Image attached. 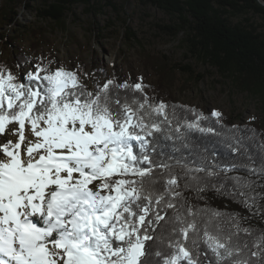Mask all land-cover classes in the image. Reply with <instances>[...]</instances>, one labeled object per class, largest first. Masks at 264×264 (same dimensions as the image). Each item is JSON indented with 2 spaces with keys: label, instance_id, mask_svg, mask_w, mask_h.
<instances>
[{
  "label": "snow or ice",
  "instance_id": "6c2138e0",
  "mask_svg": "<svg viewBox=\"0 0 264 264\" xmlns=\"http://www.w3.org/2000/svg\"><path fill=\"white\" fill-rule=\"evenodd\" d=\"M16 68L0 67V264H264V143L217 110L181 116L142 76Z\"/></svg>",
  "mask_w": 264,
  "mask_h": 264
},
{
  "label": "rangeland",
  "instance_id": "374dc122",
  "mask_svg": "<svg viewBox=\"0 0 264 264\" xmlns=\"http://www.w3.org/2000/svg\"><path fill=\"white\" fill-rule=\"evenodd\" d=\"M107 1L112 5H105ZM53 2L12 0L15 16L7 21L2 19L0 0V34L7 35L11 41L15 37L12 48L0 42V67L11 70L16 48L29 53L31 44L38 38L40 47L32 54L33 62H37V58L45 62L50 59L53 67H79L86 75L103 72L121 81L134 82L142 76L159 100L172 98L208 113L220 111L222 117L233 118L236 123H256L264 128V99L242 91L234 86L232 79L190 56L182 42L183 32L174 38L164 29L176 22L173 15L143 0H91L89 4L73 5L64 14V27L55 28L52 20L40 19L36 13ZM224 17L231 25L241 24L254 30L264 40V14L250 11L227 13ZM126 28L135 34L134 38L129 39ZM31 30L38 34L35 38ZM146 55L161 57L177 67L171 88L161 87L153 71L145 67ZM186 68L192 73L184 70Z\"/></svg>",
  "mask_w": 264,
  "mask_h": 264
},
{
  "label": "trees",
  "instance_id": "16d2710c",
  "mask_svg": "<svg viewBox=\"0 0 264 264\" xmlns=\"http://www.w3.org/2000/svg\"><path fill=\"white\" fill-rule=\"evenodd\" d=\"M33 1L35 0H30V2ZM261 1L264 2V0ZM90 2L91 0H54L52 4L37 10L36 13L40 19L52 20L55 28L64 27L63 17L66 11H70L75 4H89ZM143 2L176 18L173 25L165 26L164 29L174 38L183 32L182 42L185 44L187 52L197 62L209 64L217 69L222 76L232 79V83L237 88L254 95H260L264 99V40L258 34H255L254 30H248L241 24L231 25L224 17L227 13L243 14L250 11L264 14V8L258 6L256 0H143ZM105 5L110 6L112 2L107 1ZM1 8L2 19L11 21L15 16L12 9V0H2ZM31 32L33 38L38 35L36 31L31 30ZM126 33L129 39L135 37V34L129 28H126ZM38 40L36 38V43L31 44L29 53L21 47L16 48L17 51L15 55L12 54L11 59V70L13 72L17 70L16 61L18 59L21 61L25 58L33 60L32 54L40 47ZM12 41H15V37L12 38ZM12 41L7 35L0 34V42L7 44L8 48H12ZM145 57V67L153 71L160 86L171 88L175 81L174 70L177 67L170 65L158 56L146 55ZM184 70L192 73V70L188 68ZM90 75L101 82L105 78H113V76L111 78L107 77L106 73L103 72L93 71ZM148 95L157 97L158 94L149 91ZM164 102L169 105H176L178 113L183 117L191 119V113L185 110L192 109L209 117V121L205 123H214V118L205 110L183 104L172 98ZM222 123L228 128L239 127L241 132L237 135L243 138V143L253 153L258 152V145L264 143V128L256 123H236L233 118L227 119L225 117H222ZM191 137L190 143L192 145H196L198 142H207L209 139V137H202L198 133H192ZM220 150L227 156L226 149L222 148ZM190 151H192L191 148L185 150V156ZM206 195L208 205L218 210H225L226 201L216 198L211 192ZM198 203L203 207L205 201H198ZM230 208H236V205H230ZM251 223L264 227V224L257 220H253Z\"/></svg>",
  "mask_w": 264,
  "mask_h": 264
},
{
  "label": "water",
  "instance_id": "95a60500",
  "mask_svg": "<svg viewBox=\"0 0 264 264\" xmlns=\"http://www.w3.org/2000/svg\"><path fill=\"white\" fill-rule=\"evenodd\" d=\"M256 3H257L258 6L264 8V2H263V1H261V0H256Z\"/></svg>",
  "mask_w": 264,
  "mask_h": 264
}]
</instances>
